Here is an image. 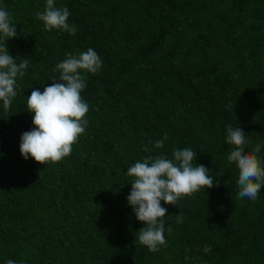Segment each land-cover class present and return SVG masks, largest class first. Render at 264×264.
Returning a JSON list of instances; mask_svg holds the SVG:
<instances>
[{
  "label": "trees",
  "instance_id": "trees-1",
  "mask_svg": "<svg viewBox=\"0 0 264 264\" xmlns=\"http://www.w3.org/2000/svg\"><path fill=\"white\" fill-rule=\"evenodd\" d=\"M46 4L0 0L16 26L9 54L29 60L9 110L0 101V264H264V188L255 201L237 197L226 142L229 125L242 127L245 151L259 144L264 160V0H54L75 35L44 29L35 13ZM88 48L103 64L81 93L85 133L55 165L25 161L27 97L58 79L66 53ZM186 147L214 187L162 201L167 243L149 252L127 201L128 167Z\"/></svg>",
  "mask_w": 264,
  "mask_h": 264
},
{
  "label": "clouds",
  "instance_id": "clouds-1",
  "mask_svg": "<svg viewBox=\"0 0 264 264\" xmlns=\"http://www.w3.org/2000/svg\"><path fill=\"white\" fill-rule=\"evenodd\" d=\"M70 15L67 7H55L54 0H47L44 11L35 13L36 19L43 23L46 31L57 30L75 35L77 28L68 22ZM16 37V26L10 13L0 8V101L5 111L9 110L18 94L17 77L25 75L29 64L28 59H13L9 54L6 41ZM18 59L21 62L17 63ZM102 64L101 57L92 48L76 56L66 53L65 59L54 69L59 72L58 79L52 80L43 92L36 89L27 97V110L33 114L34 127L20 138V153L25 161L32 158L42 166L55 165L71 155L72 146L88 127L85 117L89 105L81 96L87 87V74H97ZM226 131V142L233 146L227 160L235 163L239 170L237 197L255 201L264 188V160L258 158L261 145L257 144L250 153L246 152L245 147L251 141L242 127L229 125ZM167 139L165 133L162 139L155 141L154 147L162 148ZM143 151L150 153L147 145ZM172 156L169 159L164 154H149L128 167L126 173L131 178L128 204L136 219L144 224L138 231V241L153 253L167 243L164 218L168 209L161 202L177 206L182 197H192L201 189L214 187L210 170L202 164L197 165V153L190 147L174 148ZM176 219L178 223L182 222L183 216L177 215ZM167 231L170 233L172 229L169 227ZM204 251L209 252L210 248L205 247ZM6 264L14 262L8 260Z\"/></svg>",
  "mask_w": 264,
  "mask_h": 264
}]
</instances>
